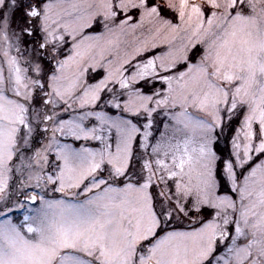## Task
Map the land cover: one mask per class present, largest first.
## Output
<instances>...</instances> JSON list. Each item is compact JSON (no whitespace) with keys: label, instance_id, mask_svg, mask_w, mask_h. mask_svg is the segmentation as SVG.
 <instances>
[{"label":"snow or ice","instance_id":"obj_1","mask_svg":"<svg viewBox=\"0 0 264 264\" xmlns=\"http://www.w3.org/2000/svg\"><path fill=\"white\" fill-rule=\"evenodd\" d=\"M0 264H264V0H0Z\"/></svg>","mask_w":264,"mask_h":264}]
</instances>
